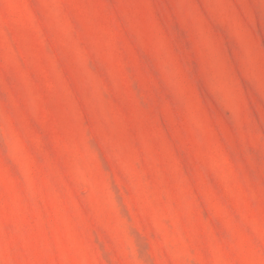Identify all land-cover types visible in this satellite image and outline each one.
I'll use <instances>...</instances> for the list:
<instances>
[{
    "label": "rangeland",
    "instance_id": "1",
    "mask_svg": "<svg viewBox=\"0 0 264 264\" xmlns=\"http://www.w3.org/2000/svg\"><path fill=\"white\" fill-rule=\"evenodd\" d=\"M0 264H264V0H0Z\"/></svg>",
    "mask_w": 264,
    "mask_h": 264
}]
</instances>
